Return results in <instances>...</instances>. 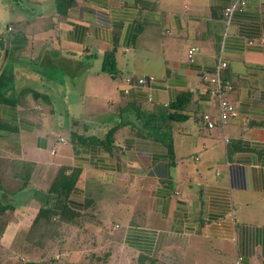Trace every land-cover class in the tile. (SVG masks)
Listing matches in <instances>:
<instances>
[{"label": "crops", "instance_id": "0c3cea01", "mask_svg": "<svg viewBox=\"0 0 264 264\" xmlns=\"http://www.w3.org/2000/svg\"><path fill=\"white\" fill-rule=\"evenodd\" d=\"M5 16L0 74L13 63L16 104L0 107V130L19 144L7 153L36 164L30 204L60 168L78 169L68 204L80 217L65 228L109 247L111 264H264V0H76L65 17L55 0H0ZM114 50L115 77L102 70ZM220 62L238 109L224 125L209 82ZM182 93L169 151L144 120ZM113 130L108 148L73 136Z\"/></svg>", "mask_w": 264, "mask_h": 264}, {"label": "trees", "instance_id": "16d2710c", "mask_svg": "<svg viewBox=\"0 0 264 264\" xmlns=\"http://www.w3.org/2000/svg\"><path fill=\"white\" fill-rule=\"evenodd\" d=\"M57 11L60 17H65L70 9L76 4V0H55ZM7 64V63H6ZM103 72L117 76L118 67L116 60V51L107 53L103 58ZM14 82V74L12 72V64L5 65L2 73L0 74V107L4 105L14 106L16 104L14 98H8L10 86ZM191 95L189 93H182L178 99L167 107L161 109L158 114V119H148L144 123V128L154 130L160 135V140L168 148L169 151L173 149V136L167 129L173 123H182L187 120L185 111L190 103ZM3 130L4 123L0 124ZM5 130V129H4ZM11 133H16V129L11 127L8 129ZM114 130L111 131L104 140L89 139L83 136L73 135L74 139L79 138V143L96 142L108 148L113 142ZM144 134H142L143 136ZM144 137V136H143ZM75 141V140H74ZM36 169V164L29 161L20 159H13L10 161L7 173L10 180L17 186L12 191H8L4 187V182L0 178V216L4 217L9 212L15 213L20 205L21 196L24 195L31 185V178ZM68 167H62L57 172L56 176L45 188V190H37L35 198L40 203L38 212L31 224V227L25 235V243L34 247H42L49 239H58L62 237L65 227L75 224L80 217V214L73 211L69 204V197L74 190L80 176V170L74 169L72 173L68 172ZM5 194L6 200L3 195ZM14 217V216H13ZM13 219V218H12ZM15 222V219H14ZM10 221V225L14 223ZM7 226V225H6ZM6 226L0 227V239L5 234ZM59 229L61 230L60 232ZM68 229V228H67ZM44 263L41 261H28L25 264H53ZM73 264V263H67ZM137 264H157L156 261L146 257H139Z\"/></svg>", "mask_w": 264, "mask_h": 264}, {"label": "rangeland", "instance_id": "374dc122", "mask_svg": "<svg viewBox=\"0 0 264 264\" xmlns=\"http://www.w3.org/2000/svg\"><path fill=\"white\" fill-rule=\"evenodd\" d=\"M10 22V19H6V16L0 21V31L2 33H7L6 27ZM13 34H7V39H12ZM16 61L15 57L11 55ZM13 61V59H10ZM14 62V61H13ZM12 63V62H11ZM13 64V63H12ZM18 64V61H16ZM20 72L24 74H29L31 77L38 78L36 74L41 72V70H34V65H29L26 68L24 64L19 65ZM24 69V71H23ZM31 70V71H30ZM38 72V73H37ZM16 71L13 70V74L16 76ZM28 75V76H29ZM34 80L31 82L35 88L40 86L39 81ZM31 79V78H30ZM23 83L20 82V85ZM37 90V89H36ZM30 102L33 103V98H30ZM59 120H65L63 117H59ZM4 134V135H3ZM7 136L4 131L0 130V136ZM0 137V178L4 182V187L8 191H12L17 186L10 180L9 174L7 173V168L10 161L16 158V154L7 153L12 148L17 149L19 146L18 142L14 139L2 138ZM8 150V151H7ZM31 193L21 196L20 205L15 213H8L6 216H0V227L6 226L5 234L0 239V264H25L28 261H41L44 263L53 264H111V251L102 246L98 245L97 241L92 242L90 239L86 242V238L81 237L74 242L75 235H70L71 230L66 228L63 230L62 237L58 239H49L44 246L34 247L25 243V235L38 212L40 203L38 198L34 200V203L29 202ZM4 200H6L5 194L3 195ZM14 216V217H13ZM13 218V219H12ZM15 219V222H14ZM13 220V224L10 225V221ZM61 230L59 229L58 232ZM79 233L85 234L83 231H78ZM111 249V248H110Z\"/></svg>", "mask_w": 264, "mask_h": 264}, {"label": "built area", "instance_id": "2783aa9c", "mask_svg": "<svg viewBox=\"0 0 264 264\" xmlns=\"http://www.w3.org/2000/svg\"><path fill=\"white\" fill-rule=\"evenodd\" d=\"M241 5L243 7L246 6L245 2H242ZM231 9L227 11L226 16L230 14ZM196 48H193L190 50L189 55H190V60L193 62L195 61V55H196ZM227 67V63L225 62H220L217 67H216V76L211 78L209 82L211 83L212 87L210 89V93L213 96L219 97L220 99V120L221 123L224 125L227 123V121L233 117L238 116V109L234 103H232L228 98H227V93L230 92L233 89L232 84L229 81L223 80L221 77V72ZM156 80L155 77H144V78H138L137 79V84L143 85V86H148L151 83H153ZM132 79H128V82L131 83ZM203 120L208 124L210 128H214L215 124L211 120V117L208 114H205L203 116Z\"/></svg>", "mask_w": 264, "mask_h": 264}]
</instances>
